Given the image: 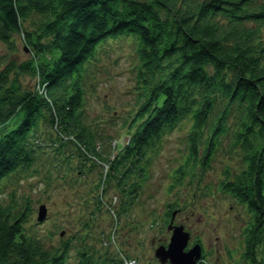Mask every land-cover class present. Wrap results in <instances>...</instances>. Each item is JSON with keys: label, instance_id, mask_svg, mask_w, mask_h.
Instances as JSON below:
<instances>
[{"label": "trees", "instance_id": "obj_1", "mask_svg": "<svg viewBox=\"0 0 264 264\" xmlns=\"http://www.w3.org/2000/svg\"><path fill=\"white\" fill-rule=\"evenodd\" d=\"M122 36L135 40L140 85L137 110L124 122L129 135L113 151L86 121L85 67L100 43ZM16 39L27 56L0 68V180L35 162L47 125L52 148L71 144L107 164V181L124 193L128 174L142 171L146 150L182 118L191 121L186 165L206 166L236 110L232 147L245 167L231 179L227 173L221 190L253 214L246 258L264 264L254 259L264 240V0H0V42L15 53ZM11 200L7 206L0 200V264H66L71 244L46 248L27 236L29 206L18 211ZM86 257L80 254L77 264H90Z\"/></svg>", "mask_w": 264, "mask_h": 264}, {"label": "rangeland", "instance_id": "obj_2", "mask_svg": "<svg viewBox=\"0 0 264 264\" xmlns=\"http://www.w3.org/2000/svg\"><path fill=\"white\" fill-rule=\"evenodd\" d=\"M16 40L15 53L0 42V68L9 58H26L24 44ZM135 48L133 37L109 38L98 45L95 58L85 67L86 121L104 146L115 143L113 151L126 142L129 133L124 122L137 110L140 66ZM24 82L38 90V82L27 78ZM239 116L236 110L229 114L215 150L202 168L199 160L186 165L191 121L182 119L172 131L165 130L146 150L139 166L142 171L128 174L124 193L107 181V164L89 160L71 144L59 152L52 148L50 139H44L50 133L46 125L35 162L28 168L19 166L0 180V200L4 206L16 200L14 209L18 211L29 206L23 228L46 248L60 249L69 242L66 264H77L82 253L90 264H159L154 250L169 243L166 213L170 206L179 211L174 223L183 224L190 234L188 248L195 243L201 246L203 261L199 264H251L245 251L247 228L255 225L253 214L221 190L227 173L231 179L245 167L242 154L232 147ZM201 138L199 155L205 150L206 130ZM132 187L137 190L130 193ZM41 205L47 217L38 222ZM262 242L254 252L255 260L264 259Z\"/></svg>", "mask_w": 264, "mask_h": 264}, {"label": "water", "instance_id": "obj_3", "mask_svg": "<svg viewBox=\"0 0 264 264\" xmlns=\"http://www.w3.org/2000/svg\"><path fill=\"white\" fill-rule=\"evenodd\" d=\"M37 220L41 222L46 217V209L44 205L39 208ZM172 222V221H171ZM169 224L168 230L171 229L170 241L167 247L160 245L154 251V257L162 264H195L200 257V246L195 244L191 249L185 251L189 234L183 230V226H175Z\"/></svg>", "mask_w": 264, "mask_h": 264}]
</instances>
